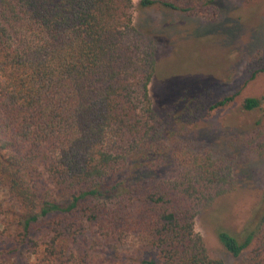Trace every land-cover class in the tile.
<instances>
[{
	"label": "trees",
	"instance_id": "16d2710c",
	"mask_svg": "<svg viewBox=\"0 0 264 264\" xmlns=\"http://www.w3.org/2000/svg\"><path fill=\"white\" fill-rule=\"evenodd\" d=\"M214 1L139 5L197 12ZM133 6L0 0V189L16 203L0 242L33 246L36 254L42 243L38 264H83V242L118 255L130 237L149 249L138 264H224L208 254L193 219L240 181L225 165L188 168L167 147L176 134L162 128L148 90L155 46L133 25ZM262 53L251 77L264 73ZM262 101L248 96L243 108ZM256 196L251 220L216 227L223 248L238 258L234 264H264V188ZM4 251L0 264H12Z\"/></svg>",
	"mask_w": 264,
	"mask_h": 264
},
{
	"label": "rangeland",
	"instance_id": "374dc122",
	"mask_svg": "<svg viewBox=\"0 0 264 264\" xmlns=\"http://www.w3.org/2000/svg\"><path fill=\"white\" fill-rule=\"evenodd\" d=\"M133 5V25L155 46L148 90L162 128L176 134L167 147L184 157V164L189 163L190 168L225 165L223 168L240 181L193 219L194 231L203 238L208 254L224 264H234L238 258L223 248L216 227L236 229L251 220L250 209L258 205L256 194L264 188V73L251 77L253 61L264 49V0H216L197 12L159 5L143 7L139 0H133ZM228 95L234 96L229 103L211 108ZM248 96L261 97V107L243 108ZM57 192L63 197L60 189ZM8 199L0 189V233L6 223L10 225L4 233L12 229L16 203L12 205ZM85 233L96 234L90 227ZM123 242L118 255L101 251L100 244L92 249L90 243H77L86 251L83 264H138L136 260L149 255L139 238ZM16 245L0 242L10 263L38 264L42 243L36 247L38 254L33 246L20 245L17 250ZM11 249L15 251L9 252Z\"/></svg>",
	"mask_w": 264,
	"mask_h": 264
}]
</instances>
